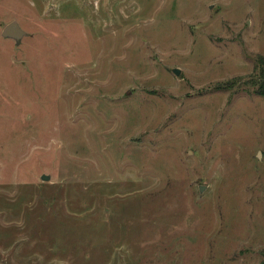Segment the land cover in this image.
<instances>
[{
    "label": "rangeland",
    "instance_id": "obj_1",
    "mask_svg": "<svg viewBox=\"0 0 264 264\" xmlns=\"http://www.w3.org/2000/svg\"><path fill=\"white\" fill-rule=\"evenodd\" d=\"M260 59L264 0H0V264H264Z\"/></svg>",
    "mask_w": 264,
    "mask_h": 264
},
{
    "label": "water",
    "instance_id": "obj_2",
    "mask_svg": "<svg viewBox=\"0 0 264 264\" xmlns=\"http://www.w3.org/2000/svg\"><path fill=\"white\" fill-rule=\"evenodd\" d=\"M26 36V32L21 29L19 24L16 21H12L5 25L1 31V37L4 39H11L14 40L15 42H19L23 37ZM175 75L179 74L178 69H174L172 71ZM50 178L49 176L42 175L40 177V180L42 181H48ZM200 192H202V187L199 189Z\"/></svg>",
    "mask_w": 264,
    "mask_h": 264
},
{
    "label": "trees",
    "instance_id": "obj_3",
    "mask_svg": "<svg viewBox=\"0 0 264 264\" xmlns=\"http://www.w3.org/2000/svg\"><path fill=\"white\" fill-rule=\"evenodd\" d=\"M247 84L255 95L264 98V61L262 59L258 60Z\"/></svg>",
    "mask_w": 264,
    "mask_h": 264
}]
</instances>
